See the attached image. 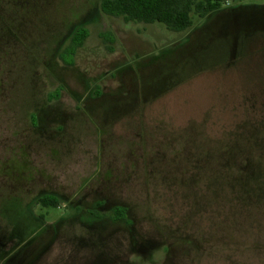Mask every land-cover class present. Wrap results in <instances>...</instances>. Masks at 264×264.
<instances>
[{
  "label": "rangeland",
  "instance_id": "obj_1",
  "mask_svg": "<svg viewBox=\"0 0 264 264\" xmlns=\"http://www.w3.org/2000/svg\"><path fill=\"white\" fill-rule=\"evenodd\" d=\"M101 1L0 0V264H264V0L182 32Z\"/></svg>",
  "mask_w": 264,
  "mask_h": 264
},
{
  "label": "trees",
  "instance_id": "obj_2",
  "mask_svg": "<svg viewBox=\"0 0 264 264\" xmlns=\"http://www.w3.org/2000/svg\"><path fill=\"white\" fill-rule=\"evenodd\" d=\"M228 0H102L100 10L103 14L122 18L126 23L153 24L162 23L170 31L182 32L191 28L194 24V16L205 18L211 13L220 11ZM89 37V30L84 26H77L70 36L69 43L60 52L59 57L67 66L75 65V56ZM105 43H113L110 33L102 35ZM69 59V60H68ZM29 210L35 216V208L57 209L67 203L61 195L51 192L41 193L31 202ZM34 205V206H33ZM104 205L103 201H96L94 208H86L85 213L93 218L101 219L103 215L99 209ZM77 211L81 210L77 208ZM40 222L45 223V214L36 215ZM111 219L115 223L130 225L131 219L128 208L123 205H115L111 209Z\"/></svg>",
  "mask_w": 264,
  "mask_h": 264
},
{
  "label": "flooded vegetation",
  "instance_id": "obj_3",
  "mask_svg": "<svg viewBox=\"0 0 264 264\" xmlns=\"http://www.w3.org/2000/svg\"><path fill=\"white\" fill-rule=\"evenodd\" d=\"M238 8H233V9H227V10H220V12H223V13H230V12H235ZM220 14V13H219Z\"/></svg>",
  "mask_w": 264,
  "mask_h": 264
}]
</instances>
